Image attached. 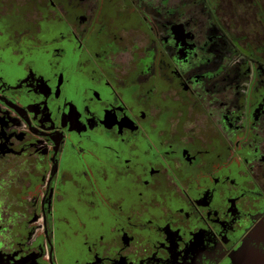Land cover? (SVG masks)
<instances>
[{
	"label": "flooded vegetation",
	"instance_id": "flooded-vegetation-1",
	"mask_svg": "<svg viewBox=\"0 0 264 264\" xmlns=\"http://www.w3.org/2000/svg\"><path fill=\"white\" fill-rule=\"evenodd\" d=\"M263 4L0 0V264H264Z\"/></svg>",
	"mask_w": 264,
	"mask_h": 264
},
{
	"label": "rangeland",
	"instance_id": "rangeland-1",
	"mask_svg": "<svg viewBox=\"0 0 264 264\" xmlns=\"http://www.w3.org/2000/svg\"><path fill=\"white\" fill-rule=\"evenodd\" d=\"M248 3L251 4V0H233V5H235V6H241L242 7V5H247ZM250 17H252V15H250ZM251 20H252V18H250V21Z\"/></svg>",
	"mask_w": 264,
	"mask_h": 264
}]
</instances>
